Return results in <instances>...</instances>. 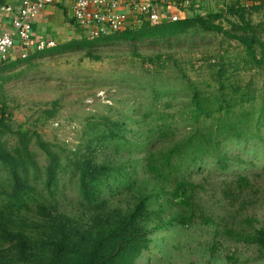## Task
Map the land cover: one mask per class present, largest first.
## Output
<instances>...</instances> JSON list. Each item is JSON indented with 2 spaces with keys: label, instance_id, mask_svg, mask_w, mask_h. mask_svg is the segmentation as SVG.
Segmentation results:
<instances>
[{
  "label": "rangeland",
  "instance_id": "1",
  "mask_svg": "<svg viewBox=\"0 0 264 264\" xmlns=\"http://www.w3.org/2000/svg\"><path fill=\"white\" fill-rule=\"evenodd\" d=\"M203 4L200 12L193 13L192 17L201 13L200 16L214 24L231 30L233 25L242 22V16L264 43L263 0H212ZM214 14L221 17L214 18ZM130 43L93 44L89 50L99 57L97 60L86 57L83 49L26 56L0 68V116L12 131L7 139L19 144L14 133L20 129L28 136L38 135L63 156L91 154L96 162L118 167L121 171L111 176L102 191V196L112 203L120 202L126 182H140L148 176L143 161L147 145L142 148V143L150 126L169 122L176 134L189 129L184 105L189 102L190 82L206 98L223 94L225 100L235 101L242 90L255 91L249 113L258 110L263 89L262 68L248 60L237 40L221 33L190 26L177 38L159 39L157 43L151 39ZM260 50L257 48L258 56ZM219 71L223 72L220 77ZM262 124L243 133V141L229 138L221 143L219 150L226 154L228 172L216 170L212 159L207 157L200 169L194 166L187 173L206 188L201 202L205 216H211L215 223L208 225L199 219L189 226L166 223L174 215L175 206L166 205V195L159 193L149 205L153 212L147 228L154 230L148 235L147 248L133 264H264V251L225 237L222 226L223 218L238 214L239 220L252 217L256 228L264 225ZM107 131L123 135L122 140L112 143L95 138ZM30 145L39 165L45 164L44 154L35 146L34 137ZM227 174L247 176L253 188L260 191L251 189L256 203L250 208H240L238 203L230 205L221 197L220 182ZM69 176L59 175L61 191L56 200L61 209L74 212L77 197ZM150 183L147 184L149 193L154 192ZM260 197L263 201H259ZM160 203L164 205L159 207ZM161 223L165 224L156 229Z\"/></svg>",
  "mask_w": 264,
  "mask_h": 264
},
{
  "label": "trees",
  "instance_id": "2",
  "mask_svg": "<svg viewBox=\"0 0 264 264\" xmlns=\"http://www.w3.org/2000/svg\"><path fill=\"white\" fill-rule=\"evenodd\" d=\"M213 17L219 18L221 14ZM241 20L231 30L200 14L157 25L145 22L138 28L91 40L83 37L71 40L30 57L86 49V57L97 60L99 57L89 50L97 42L128 41L134 45L137 41L151 39L157 43L159 39L177 38L190 26H195L237 40L248 60L264 72V43L256 29L242 16ZM257 48H261L260 56L256 54ZM222 74V71L218 72L219 77ZM188 93L189 102L184 106H187L189 129L176 134L169 122L150 126L142 143V148L147 145L143 161L148 176L140 182H126L120 193L123 197L115 203L105 199L102 191L111 176L121 171L118 167L96 162L91 154L63 156L60 150L53 149L38 135L28 136L20 129L14 133L19 144H14L7 139V135H12L8 134L12 132L11 128L0 116V264H133L139 253L147 248L148 235L154 230L147 228L153 212L149 205L159 193L166 195V205L175 206L174 215L166 223L189 226L199 219L208 225L214 224L211 216H205L201 202L206 188L187 173L194 166L200 169L207 157L212 159L216 170L228 172L226 154L221 153L219 147L229 138L243 141V133L263 125L264 79L256 112L251 110L249 113L248 110L255 100L253 90H242L235 101H229L223 94L206 98L190 82ZM206 120L210 122L205 123ZM108 133L111 131L97 134L95 138L112 143L123 138V135ZM32 137L35 138V146L44 154L43 165H39L30 145ZM66 173L70 174L69 183H73L76 191L74 212L61 209L56 200L61 191L59 175ZM149 183H153L151 190L154 192L149 193ZM220 184L221 197L227 199L228 204L238 203L246 210L256 203L251 190L253 185L247 176L227 174ZM214 189L217 190L216 187ZM253 189L260 193L256 187ZM259 201L263 198L260 197ZM163 205L160 203L159 207ZM238 215L223 218V235L264 251V225L256 228L252 217L239 220Z\"/></svg>",
  "mask_w": 264,
  "mask_h": 264
},
{
  "label": "built area",
  "instance_id": "3",
  "mask_svg": "<svg viewBox=\"0 0 264 264\" xmlns=\"http://www.w3.org/2000/svg\"><path fill=\"white\" fill-rule=\"evenodd\" d=\"M64 1L70 6L72 23L83 38L95 39L125 29H134L142 22L160 24L177 21L180 16L168 14L163 21L155 0H29L16 10L12 19V31L0 33V63L7 61L10 52L19 48V58L28 56L32 46V23L47 4ZM202 0H181L179 9L195 6ZM55 45L53 40L39 41L36 51Z\"/></svg>",
  "mask_w": 264,
  "mask_h": 264
},
{
  "label": "crops",
  "instance_id": "4",
  "mask_svg": "<svg viewBox=\"0 0 264 264\" xmlns=\"http://www.w3.org/2000/svg\"><path fill=\"white\" fill-rule=\"evenodd\" d=\"M29 0H0V33L12 31V19L17 9L26 4ZM181 0H155L158 9L161 11L163 21L166 16L178 13L181 18H188L193 13L200 12L204 2H211L212 0H202L195 4V6L179 9L178 2ZM264 1V0H263ZM70 6L64 1L47 4L42 12L32 23V46L28 50V56L33 55L39 51L34 48L39 41L53 40L55 44H63L71 40L81 38V31L72 23ZM201 15V13H199ZM56 45V46H57ZM19 48H14L7 59V61L0 63L2 69L6 63L12 64L21 60L19 58ZM1 78V75H0Z\"/></svg>",
  "mask_w": 264,
  "mask_h": 264
}]
</instances>
